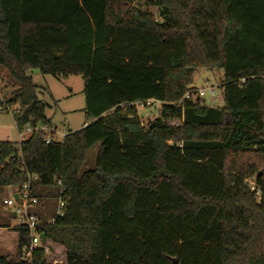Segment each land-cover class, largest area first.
Masks as SVG:
<instances>
[{"label":"trees","instance_id":"1","mask_svg":"<svg viewBox=\"0 0 264 264\" xmlns=\"http://www.w3.org/2000/svg\"><path fill=\"white\" fill-rule=\"evenodd\" d=\"M0 66L20 132L52 126L29 71L83 80L80 129L0 140V196L28 182L38 204L64 200L52 223L35 209L54 259L264 264V0H0ZM198 69L222 71V106L174 104ZM10 230L0 264H47L40 248L21 260L28 230Z\"/></svg>","mask_w":264,"mask_h":264},{"label":"rangeland","instance_id":"2","mask_svg":"<svg viewBox=\"0 0 264 264\" xmlns=\"http://www.w3.org/2000/svg\"><path fill=\"white\" fill-rule=\"evenodd\" d=\"M155 15L157 14L153 10ZM33 82L37 85L38 97L46 103L45 114L51 119V128L54 127L57 132L65 134L68 131L80 129L86 121L84 112L85 96L83 94V80L79 75L54 76L50 74H41L38 70L29 71ZM222 80L221 70L198 69L192 75L190 87L206 88L213 87L215 94L213 97L204 96L203 103L207 106L220 107L223 105L220 83ZM16 84L9 78L6 70L0 66V98L8 99ZM142 117L143 124L146 125L152 121L157 115L160 103L139 102L134 104ZM11 107L18 108L17 104ZM30 136V132L26 130L19 131L15 125L11 110L0 111V140L19 143L26 140ZM60 140L61 136H57ZM96 148L89 151L87 156V166H90ZM250 182V180H249ZM252 182V181H251ZM250 182V185H251ZM13 188H6L1 194V200L9 195ZM42 205V206H41ZM35 209L40 216L45 219L53 216L56 209V198L49 196L45 198L42 204H38ZM8 209L0 203V224L9 221V224L14 225L15 219H8ZM9 228L0 227V252L11 251L15 249V235ZM63 254V251H62ZM53 252L50 253L49 260L55 258Z\"/></svg>","mask_w":264,"mask_h":264},{"label":"built area","instance_id":"3","mask_svg":"<svg viewBox=\"0 0 264 264\" xmlns=\"http://www.w3.org/2000/svg\"><path fill=\"white\" fill-rule=\"evenodd\" d=\"M215 94L213 87H206V88H192L185 92L181 99H179L174 104L182 107L186 101H191L196 98H203L204 96L208 95L209 97H213ZM150 102L149 100L145 103ZM139 103V102H136ZM135 103V104H136ZM143 103V102H142ZM0 109L2 110H14L16 109L11 106H1ZM37 129H42L46 132L45 136V143H50L54 141H60L57 136L63 137L64 134L57 132L53 128H46V127H26L28 132H32ZM16 195V197H14ZM2 205L15 213V224L11 225L14 226H24L28 230L29 234V242L23 247L21 260L23 261H30L34 255V252L40 248L43 250V257L46 259L47 264H62L61 261L56 259L49 260V256L51 253V249L48 245L45 244V240L41 239V228L42 223L38 216L35 214V207L38 205L37 198L32 195L30 190V184L26 182L23 184L20 190H13L9 193V195L2 199ZM64 209V200L61 196L58 198L56 203V209L53 216L45 219V223H52L56 216L62 215Z\"/></svg>","mask_w":264,"mask_h":264},{"label":"water","instance_id":"4","mask_svg":"<svg viewBox=\"0 0 264 264\" xmlns=\"http://www.w3.org/2000/svg\"><path fill=\"white\" fill-rule=\"evenodd\" d=\"M14 197H16V195H14ZM41 239L42 240H45L46 239V237H45V234L44 233H41ZM176 261L173 259V263H175Z\"/></svg>","mask_w":264,"mask_h":264},{"label":"crops","instance_id":"5","mask_svg":"<svg viewBox=\"0 0 264 264\" xmlns=\"http://www.w3.org/2000/svg\"><path fill=\"white\" fill-rule=\"evenodd\" d=\"M85 125V122H84V124H83V126ZM53 129H55L54 127H52ZM56 130V129H55Z\"/></svg>","mask_w":264,"mask_h":264}]
</instances>
